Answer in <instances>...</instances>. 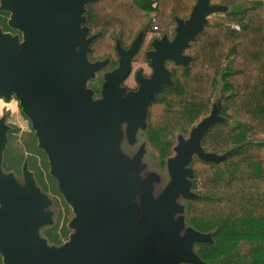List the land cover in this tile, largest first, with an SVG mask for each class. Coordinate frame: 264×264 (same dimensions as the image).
I'll return each mask as SVG.
<instances>
[{
  "label": "water",
  "instance_id": "95a60500",
  "mask_svg": "<svg viewBox=\"0 0 264 264\" xmlns=\"http://www.w3.org/2000/svg\"><path fill=\"white\" fill-rule=\"evenodd\" d=\"M97 0H32L23 8L17 1L10 6V28L22 31L23 40L0 29V97L14 95L22 113L30 121L38 147L47 156L49 173L75 213L69 227L70 240L58 250H47L35 242V228L49 223L42 214L44 197L38 193L30 174H25V193L16 188L10 176L1 175L5 146L0 130V254L4 264H205L194 252L196 244L212 243L211 233L192 227L184 230L183 219L173 224L176 213L198 195L192 191L193 158L219 164L222 155L204 152L201 141L215 123L221 104H213L209 116L193 127L186 141L173 149L167 159L170 181L153 200L148 179L139 192L141 152L128 161L118 154L122 126L130 140L138 129L145 131L150 105L164 87H173L165 61L187 67L191 57L184 55L195 37L209 24V17L226 14L228 9L196 0L189 17L175 19L172 42L164 36L154 43L148 55L152 74L137 75L135 92L120 86L130 71L142 33L124 50L115 42L118 66L105 76L101 98L90 100L84 89L87 79L101 62L89 63L92 42L101 34L89 36L82 27L87 3ZM32 13L27 15V13ZM141 34V35H140ZM120 57V58H119ZM179 135V134H178ZM183 135V134H180ZM139 195V203L132 198ZM184 230V234L181 232ZM135 256H129L130 252Z\"/></svg>",
  "mask_w": 264,
  "mask_h": 264
},
{
  "label": "trees",
  "instance_id": "16d2710c",
  "mask_svg": "<svg viewBox=\"0 0 264 264\" xmlns=\"http://www.w3.org/2000/svg\"><path fill=\"white\" fill-rule=\"evenodd\" d=\"M156 1L152 8L151 0H100L90 29L101 35L90 46L89 60H115L113 36L128 48L139 32L155 26L165 33L176 25L175 17L187 19L196 3ZM209 3L228 11L212 18L184 50L191 57L186 68L167 62L174 86L162 88L151 104L146 138L164 163L172 139L187 136L209 116L217 93L225 95L219 114L225 122L212 125L201 146L206 153L231 152L223 170L192 162V191L200 196L187 202L186 217L194 230L211 233L212 243L195 245L205 264H264V142L249 139L264 135V0Z\"/></svg>",
  "mask_w": 264,
  "mask_h": 264
},
{
  "label": "rangeland",
  "instance_id": "374dc122",
  "mask_svg": "<svg viewBox=\"0 0 264 264\" xmlns=\"http://www.w3.org/2000/svg\"><path fill=\"white\" fill-rule=\"evenodd\" d=\"M224 15H211L208 20L210 21L212 18H221L222 16L224 17ZM10 29L11 30H9L7 34L17 37L18 41L21 42L23 38H20L18 34L19 31L12 28ZM175 34L176 27H172L167 33L158 36L144 37L143 33L142 35L140 34L142 37L139 41L137 51L130 59L129 74L120 84L126 93L134 92L128 90V86L132 87L135 85V82H137V75L145 77L150 73L152 74V68L150 64L147 66V63L151 61L148 55L155 51L154 43L160 41L164 36L168 42H172ZM112 38L117 40L118 37L113 36ZM94 62L95 61L89 60V63ZM100 62V68L91 78L87 79L84 87L86 91L90 92V100L94 102L101 98L102 86L100 85L105 80V76L118 66V60L115 68V66L110 64L109 57H106ZM224 97L225 95L218 92L213 103H223ZM0 101V130L4 133L5 138V146L1 157L2 174L10 176L16 188L22 193H25V174H30L38 193L44 197V205L40 208V212L48 215L50 220L49 223L41 224L35 228V240L42 243L47 250H58L70 240V237L63 238V240L60 241L54 238V242H50V240L48 241L46 239V236H48L49 230L53 228V226H57V231L64 225L69 228L70 222L76 217L75 213L67 206L62 195L58 191L57 182L49 173L47 156L44 151L38 147L35 131L32 129L28 118L22 113L16 97L10 95L8 100L0 97ZM188 137V135L184 136L177 134L175 138L172 139L173 144L167 159L175 156L173 149L180 143L179 141H186ZM138 152H141L140 165L142 166V170L136 174L140 179L139 192L143 190L144 183L153 177L154 179H152L151 182V194L153 200H156L170 181L166 164L167 159L162 163L157 151L148 144L145 131H137L132 140L128 138L127 132L125 134L122 133V139L118 146V154L130 161ZM193 159L196 160L195 157ZM139 200V195L137 197L134 196L132 198V203L137 204ZM187 202L188 200L181 196L176 200L178 205L184 207H186ZM179 218L183 219L184 230L190 227L185 209L184 213H176L173 216V224ZM184 230L181 232V235L184 234ZM69 233H74V230L69 228Z\"/></svg>",
  "mask_w": 264,
  "mask_h": 264
},
{
  "label": "flooded vegetation",
  "instance_id": "af4514ba",
  "mask_svg": "<svg viewBox=\"0 0 264 264\" xmlns=\"http://www.w3.org/2000/svg\"><path fill=\"white\" fill-rule=\"evenodd\" d=\"M15 1H17V4L20 6V7H24L25 5H27V4H32V3H34V2H32V0H0V28H1V30L3 31V32H5V33H7V32H9V30H11L10 29V26H11V24H12V18H11V16H12V11H11V9H9L10 8V6H12L14 3H15ZM100 5V0H97V1H93V2H90V3H87L86 5H85V12H84V14H83V17L85 18V22L83 23V24H81V26L82 27H87L88 29H89V36H92V35H96V34H100V32H95V33H92L91 34V29H90V25L91 24H93V21H95V19L96 18H93L94 17V15H91L92 14V12H93V10H94V6H96V5ZM32 13L30 12V13H27V15H31ZM153 22V20L151 21V20H149L148 21V23H146V27H149L150 26V24ZM174 27H176V25L174 26ZM157 30V29H156ZM169 31V30H168ZM167 31V32H168ZM143 32V31H142ZM167 32H165V33H167ZM18 34H19V36H20V38H23V33H22V31H19L18 32ZM138 34V33H137ZM161 34H164V33H157L155 30H154V27H152L151 28V30H148V31H144L143 32V35H144V37H146V36H158V35H161ZM137 36V35H136ZM135 36V37H136ZM134 40V39H133ZM133 40L131 41V43H130V46H131V44H132V42H133ZM115 41V40H114ZM129 46V47H130ZM128 47V48H129ZM128 48H125L124 50H127ZM114 49H115V46H114ZM115 60H113L111 57H109V59H110V64L112 65V66H115V68H116V66H117V60H118V56H117V52H116V50H115ZM106 58V57H105ZM104 58V59H105ZM103 60V59H102ZM101 61V60H100ZM167 62H171V61H165V66H166V68H167ZM149 64L150 63H147V66H149ZM168 69V68H167ZM151 70V69H150ZM169 70V69H168ZM152 72V71H151ZM151 75V73L150 74H148V76H145V77H149ZM103 83H104V81L101 83V85L100 86H102L103 85ZM138 83L137 82H135V85L134 86H128V90H130V91H137L138 90ZM164 89V88H163ZM162 89V90H163ZM162 90H160L159 92H161ZM157 95V94H156ZM156 98V97H155ZM0 103H1V101H0ZM151 106V105H150ZM149 109H150V107H149ZM148 114H149V111H148ZM146 124H147V127H146V129H145V133L147 132V129H148V115H147V120H146ZM122 133H126V125L124 124L123 126H122ZM138 131H142L141 129H138ZM1 175H4V174H2V171H1ZM51 177L53 178V179H55L56 180V182H57V187H58V181H57V179L54 177V176H52L51 175ZM193 182V181H192ZM58 191H59V188H58ZM60 192V191H59ZM60 194H61V192H60ZM62 195V194H61ZM62 197H63V195H62ZM63 199H64V197H63ZM64 201H65V203L67 204V202H66V200L64 199ZM67 206L73 211V209L71 208V206L69 205V204H67ZM185 210H186V207H185ZM0 220H3V218L0 216ZM71 223V222H70ZM70 225V224H69ZM70 228V227H69ZM69 228H67V226L66 225H64V226H62V228L59 230V231H57V226L55 227V226H53V228H51L49 231V234H48V236H46V239L49 241L50 240V242L52 241V242H54V238L56 239H59V241L60 240H63V238H66V237H70V233H69ZM34 241L35 242H37L36 240H35V238H34ZM66 244V243H65ZM64 244V245H65ZM63 245V246H64ZM62 246V247H63ZM61 249V248H60ZM0 264H4V262H3V256L0 254Z\"/></svg>",
  "mask_w": 264,
  "mask_h": 264
},
{
  "label": "crops",
  "instance_id": "0c3cea01",
  "mask_svg": "<svg viewBox=\"0 0 264 264\" xmlns=\"http://www.w3.org/2000/svg\"><path fill=\"white\" fill-rule=\"evenodd\" d=\"M175 19H180L178 17H175ZM181 20H185V19H181ZM213 104H216L218 105V103H213ZM212 104V105H213ZM221 105H223V103H220ZM225 122V120H224ZM249 139L253 142H264V135H261V134H257V133H254L253 135H250ZM210 154H213V153H210ZM217 155V154H216ZM198 160V159H196ZM199 161V160H198ZM212 164V163H211ZM215 166H217L218 168H220L221 170L224 169V165H223V161L219 164H213ZM197 195V194H196ZM200 196V195H199Z\"/></svg>",
  "mask_w": 264,
  "mask_h": 264
},
{
  "label": "built area",
  "instance_id": "2783aa9c",
  "mask_svg": "<svg viewBox=\"0 0 264 264\" xmlns=\"http://www.w3.org/2000/svg\"><path fill=\"white\" fill-rule=\"evenodd\" d=\"M151 2H152V8H155L157 6V1L156 0H151ZM152 20H153L152 23H154L155 22V19L153 18V19H151V21ZM153 27H154V30L156 31V27L155 26H153ZM230 27L232 29H234V30H237V31L240 30L239 26H237V25H231Z\"/></svg>",
  "mask_w": 264,
  "mask_h": 264
},
{
  "label": "bare ground",
  "instance_id": "6f19581e",
  "mask_svg": "<svg viewBox=\"0 0 264 264\" xmlns=\"http://www.w3.org/2000/svg\"><path fill=\"white\" fill-rule=\"evenodd\" d=\"M129 256H135V252L131 251Z\"/></svg>",
  "mask_w": 264,
  "mask_h": 264
}]
</instances>
